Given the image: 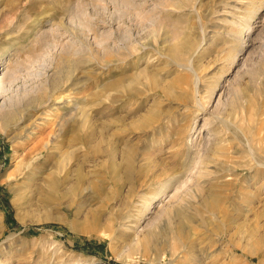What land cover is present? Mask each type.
Here are the masks:
<instances>
[{
  "label": "rangeland",
  "instance_id": "obj_1",
  "mask_svg": "<svg viewBox=\"0 0 264 264\" xmlns=\"http://www.w3.org/2000/svg\"><path fill=\"white\" fill-rule=\"evenodd\" d=\"M0 264H264V0H0Z\"/></svg>",
  "mask_w": 264,
  "mask_h": 264
},
{
  "label": "bare ground",
  "instance_id": "obj_2",
  "mask_svg": "<svg viewBox=\"0 0 264 264\" xmlns=\"http://www.w3.org/2000/svg\"><path fill=\"white\" fill-rule=\"evenodd\" d=\"M59 33H60V32H59ZM108 37H109V36H107V38H108ZM110 37H111V36H110ZM109 39H110V38H109ZM71 46H72V45H71ZM77 52H78V51H77ZM88 115H89V113H88ZM89 116H90V115H89ZM86 119L88 120L87 115H86ZM88 121H89V120H88ZM86 122H87V121H86ZM126 155H127V152H126ZM127 157H128V155H127ZM127 157H126V158H127ZM128 158H129V157H128ZM128 158H127V159H128ZM130 161H131V160H130ZM131 162H132V161H131ZM148 202H149V201H148Z\"/></svg>",
  "mask_w": 264,
  "mask_h": 264
}]
</instances>
